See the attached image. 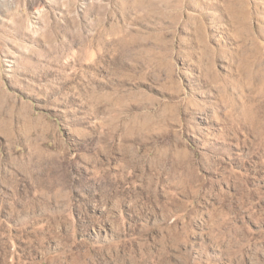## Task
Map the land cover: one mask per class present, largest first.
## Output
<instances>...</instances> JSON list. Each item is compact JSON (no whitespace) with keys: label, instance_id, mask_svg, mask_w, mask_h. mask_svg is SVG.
Listing matches in <instances>:
<instances>
[{"label":"rangeland","instance_id":"obj_1","mask_svg":"<svg viewBox=\"0 0 264 264\" xmlns=\"http://www.w3.org/2000/svg\"><path fill=\"white\" fill-rule=\"evenodd\" d=\"M0 264H264V0H0Z\"/></svg>","mask_w":264,"mask_h":264}]
</instances>
